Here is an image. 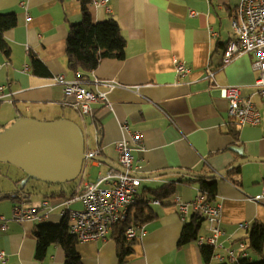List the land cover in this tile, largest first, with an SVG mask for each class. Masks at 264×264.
<instances>
[{"label": "crops", "instance_id": "crops-1", "mask_svg": "<svg viewBox=\"0 0 264 264\" xmlns=\"http://www.w3.org/2000/svg\"><path fill=\"white\" fill-rule=\"evenodd\" d=\"M94 1L98 0L88 7L94 23L111 18L118 21L127 41L125 59L104 60L95 71L82 75L90 90L97 88V81L117 84L112 90L99 86L108 92L117 116L102 104L93 105L92 116L63 107V87L54 81L59 75L75 79L69 69L67 38L70 27L82 21L80 0H0V12L16 13L18 19L17 26L5 33L11 59L0 53V88H4L0 92V131L21 118L49 121L36 116L62 110L89 125L86 154L99 153L84 161L80 176L68 186L37 181L42 192L31 190L29 200L37 205L48 201L50 207L40 210L36 221H14L12 209L18 199L0 201V218L5 217L8 226L2 230L0 219V251L7 254L6 263L0 264H65L59 244L49 247L43 261L36 260L35 229L42 224H60L64 209L81 211V202L66 204L74 192L78 196L82 187L96 183L100 174L119 171L116 145L127 138L121 127L124 121L131 132L143 137L142 147L133 148L140 179L138 195L160 204L152 202L145 217L133 224L142 225L145 235L129 242L134 243L131 254L120 257L114 228L106 240L76 244L82 264H223L214 257L206 262L195 241L180 244L184 222L176 199L191 202L199 192L197 185L179 182L188 178L189 172L211 176L217 182V198L212 203L221 206L225 234L219 237L213 254L228 257L235 250L240 260H263L264 248L257 253L245 239L254 224L264 226V200H253L264 186V161L244 163L233 175L223 176L242 159L233 147L243 148L249 157L264 159V99L254 86L258 76L252 67L254 57L242 55L228 66L222 65L224 49L233 36L232 17L241 0H108L102 6ZM32 57L41 60L43 76L33 75ZM176 60L186 62L190 72L177 74ZM215 84L241 87L261 113L258 126L237 127V141L231 133L227 100ZM19 171L14 177L2 176L10 179L14 189L7 191L2 186L0 198L20 191L27 176ZM166 185L175 188V195L155 197L153 192ZM64 190L66 198L45 199ZM140 205L143 203L131 209L132 220ZM204 233L203 222L199 236ZM240 244L245 245L244 250Z\"/></svg>", "mask_w": 264, "mask_h": 264}, {"label": "built area", "instance_id": "built-area-1", "mask_svg": "<svg viewBox=\"0 0 264 264\" xmlns=\"http://www.w3.org/2000/svg\"><path fill=\"white\" fill-rule=\"evenodd\" d=\"M107 3L108 0L94 1L96 6ZM231 29L233 36L224 49L222 65L228 66L242 55H252L254 57L252 67L258 75L254 84L257 89L256 94L264 99V0H241L232 17ZM174 65L179 75L184 76L190 72L186 62L182 60H176ZM210 76L213 78L214 74L210 73ZM54 81L63 87V107L72 108L82 116H92L93 105L102 104L117 116L118 111L110 102L108 92L99 89V86L103 85L108 90H112L117 86L115 82L97 81V88L90 90L86 87L87 82L81 72L75 74L74 80H67L65 75H59ZM214 87L220 90L227 100L228 115L235 126L256 127L260 124L261 113L253 97L244 96L241 87L219 84H215ZM0 92H4L3 87L0 88ZM121 127L127 133V138L116 145L119 171L100 174L96 183L84 185L77 198L66 202L67 205L74 201L81 202L83 205L81 211L64 209L62 212L64 217H68L70 234L78 243L108 239L113 229L118 224L126 222L131 209L141 202L147 206L152 202L160 204L157 200H144L138 195L140 179L134 167L133 148L142 147L143 137L140 133L131 132L126 121ZM98 154V152L87 154V159L96 158ZM253 200H264V186L261 194ZM176 206L182 222L186 223L190 214L204 221L205 233L197 238L196 244L200 248L208 246L215 250L218 247L219 237L225 234L221 228V206L207 202L201 191L191 202H181L176 199ZM47 207H50L48 201H42L40 205L33 204L29 196L22 193L12 209V219L17 222L36 221L40 218V210H46ZM0 219L3 222L2 230L6 231L8 229L6 218ZM144 233L142 225H130L125 230L124 237L128 242H134L136 239H141ZM240 248L244 250L245 245L240 244ZM235 253V250H232L228 257H223L214 252L213 257L220 263L232 264L240 260ZM6 261L7 254L0 251V262L6 263Z\"/></svg>", "mask_w": 264, "mask_h": 264}, {"label": "trees", "instance_id": "trees-1", "mask_svg": "<svg viewBox=\"0 0 264 264\" xmlns=\"http://www.w3.org/2000/svg\"><path fill=\"white\" fill-rule=\"evenodd\" d=\"M82 6V21L79 24L72 25L69 30L67 38V56L69 59V69L73 73L81 72L87 76L89 73L95 71L100 63L104 60L125 59V49L127 41L122 34L121 27L116 19H109L104 22L94 23L88 7L92 4L93 0H80ZM16 13H2L0 12V53H2L8 60L11 59L12 48L6 41L5 33L14 29L17 26ZM31 71L33 75L39 77L43 76L45 72L41 60L38 58H31ZM231 133L236 141L238 140V128L233 123L230 124ZM239 169L226 170V176L233 175ZM186 179H181L179 182L186 185H197L199 191L202 192L207 202H215L217 198V182L211 176L193 174ZM76 181V180H75ZM73 181V182H75ZM67 184L61 185L66 186ZM82 190V189H81ZM80 190V192H81ZM22 193H27L30 196L31 190L27 189V185L21 190ZM66 191L60 193H52L49 198H66ZM155 197L166 199L175 195L176 191L173 186L166 185L155 190ZM21 192L7 194L0 198V201L5 199H19ZM74 194L69 199H73ZM67 199V200H69ZM66 200V201H67ZM149 206L140 205V211L135 220L127 218L126 222L120 223L115 227V234L118 239V250L121 258H125L132 253V245L125 237L124 232L130 225L138 224L141 218L146 215V210ZM131 214V212H130ZM203 220L197 216H192L189 222L184 223L182 230L180 244L185 245L190 242H196L199 237ZM34 235L37 239L36 260L43 261L46 258L48 249L54 244H59L65 252V264H82L81 258L77 253L76 238L70 234L69 219L64 217L62 222L58 225L42 224L38 225L35 229ZM246 241V242H245ZM245 243L250 249L257 253H261L264 248V226L261 224H254L249 236L245 239ZM214 249L212 247H201V254L206 262H209L213 257ZM230 264V263H223ZM232 264H264V259L261 261H251L249 259L239 260Z\"/></svg>", "mask_w": 264, "mask_h": 264}, {"label": "water", "instance_id": "water-1", "mask_svg": "<svg viewBox=\"0 0 264 264\" xmlns=\"http://www.w3.org/2000/svg\"><path fill=\"white\" fill-rule=\"evenodd\" d=\"M231 150L242 157L233 169L250 161H264L249 157L243 148ZM85 160L84 131L74 121L21 118L0 131V163L15 166L27 176L21 194L31 179L53 185L77 180Z\"/></svg>", "mask_w": 264, "mask_h": 264}, {"label": "rangeland", "instance_id": "rangeland-1", "mask_svg": "<svg viewBox=\"0 0 264 264\" xmlns=\"http://www.w3.org/2000/svg\"><path fill=\"white\" fill-rule=\"evenodd\" d=\"M42 114H43L42 116H36V117H38L40 119H51L49 121H52L55 119L56 120H70V121H74L77 124H79L83 128L84 136H85V147H87L89 125L85 126V125L81 124L80 121L75 116L69 115L67 112L62 111V110H55L54 112H52L50 114H47V112H43ZM30 115L35 116L33 113H31ZM85 119L87 121H89L88 117H86ZM43 121H45V120H43ZM19 170L20 169H18L15 166L0 163V188L3 186V188L7 189V191H11L12 189H14L13 183L10 181V179H4V177L17 176L18 174H20ZM2 176H4V177H2ZM24 180H22V182ZM26 185H27V189H29V190L38 189L39 192H42L43 187H42L41 183H39L33 179H31ZM66 186H68V185H66ZM75 198H77V196H75Z\"/></svg>", "mask_w": 264, "mask_h": 264}, {"label": "flooded vegetation", "instance_id": "flooded-vegetation-1", "mask_svg": "<svg viewBox=\"0 0 264 264\" xmlns=\"http://www.w3.org/2000/svg\"><path fill=\"white\" fill-rule=\"evenodd\" d=\"M25 194H27V193H25Z\"/></svg>", "mask_w": 264, "mask_h": 264}]
</instances>
